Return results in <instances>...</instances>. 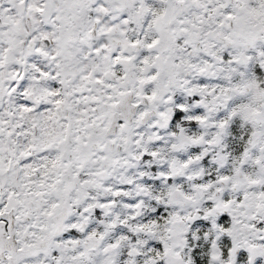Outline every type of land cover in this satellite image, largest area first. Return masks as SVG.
Returning <instances> with one entry per match:
<instances>
[{"label": "snow or ice", "instance_id": "obj_1", "mask_svg": "<svg viewBox=\"0 0 264 264\" xmlns=\"http://www.w3.org/2000/svg\"><path fill=\"white\" fill-rule=\"evenodd\" d=\"M0 264H264V0H0Z\"/></svg>", "mask_w": 264, "mask_h": 264}]
</instances>
